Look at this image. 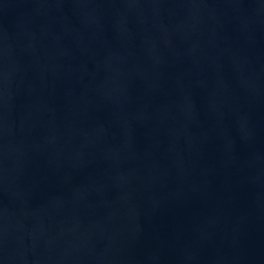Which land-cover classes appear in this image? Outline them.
<instances>
[{
  "label": "water",
  "instance_id": "obj_1",
  "mask_svg": "<svg viewBox=\"0 0 264 264\" xmlns=\"http://www.w3.org/2000/svg\"><path fill=\"white\" fill-rule=\"evenodd\" d=\"M0 264H264V0H0Z\"/></svg>",
  "mask_w": 264,
  "mask_h": 264
}]
</instances>
